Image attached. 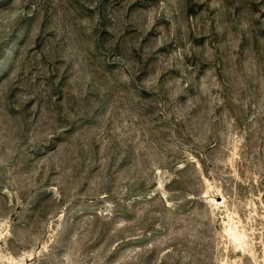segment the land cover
I'll use <instances>...</instances> for the list:
<instances>
[{"label":"rangeland","instance_id":"1","mask_svg":"<svg viewBox=\"0 0 264 264\" xmlns=\"http://www.w3.org/2000/svg\"><path fill=\"white\" fill-rule=\"evenodd\" d=\"M0 264H264V0H0Z\"/></svg>","mask_w":264,"mask_h":264}]
</instances>
